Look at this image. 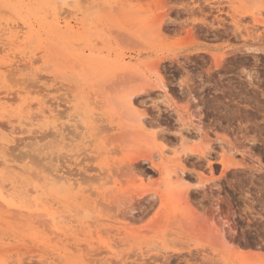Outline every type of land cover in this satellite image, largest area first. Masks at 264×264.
I'll return each instance as SVG.
<instances>
[{"label":"rangeland","instance_id":"374dc122","mask_svg":"<svg viewBox=\"0 0 264 264\" xmlns=\"http://www.w3.org/2000/svg\"><path fill=\"white\" fill-rule=\"evenodd\" d=\"M60 2L0 0V27L31 30L23 43L4 37L0 63L35 54L0 81V139L13 166L0 164V264H264V22L250 11L264 16V0H119L111 10L82 1L74 14ZM52 108L59 114L48 117ZM180 131L195 139L187 153ZM224 147L243 167L222 172ZM45 164L79 184L40 182ZM36 207L111 253L77 251L48 225L18 219ZM214 224L221 245L210 243Z\"/></svg>","mask_w":264,"mask_h":264},{"label":"bare ground","instance_id":"6f19581e","mask_svg":"<svg viewBox=\"0 0 264 264\" xmlns=\"http://www.w3.org/2000/svg\"><path fill=\"white\" fill-rule=\"evenodd\" d=\"M62 2H60V4L62 3L64 6H62L61 8H68L69 10H73V8H75V10L77 9V12H78V10L79 9H81L82 10V8L83 7H80L81 5H79V4H82L81 2L82 1H84V2H89L90 4H92V5H96V6H102V7H104V8H106V9H110L111 10V7H115V6H117L118 4H119V0H61ZM128 1V0H127ZM248 1V3L249 2H252V5H254V3H256L258 0H256V2H254L255 0H247ZM234 2V1H233ZM237 2V1H236ZM246 2V1H245ZM254 2V3H253ZM227 3H228V1H227ZM59 4V3H58ZM126 4V3H125ZM128 4V3H127ZM126 4V5H127ZM232 4V3H231ZM258 4V3H257ZM58 6V5H57ZM83 6V5H82ZM234 6V5H233ZM249 6H251V5H249ZM257 6V5H256ZM90 7V6H89ZM95 7V6H94ZM217 7V6H216ZM244 7V6H243ZM255 7V6H254ZM253 6H251L250 7V11H252V13L254 12V14H259V16H254V15H251V16H253V18L255 19V21L257 20V21H259V22H261V23H263L264 22V16H263V12H262V10H255V11H258V12H255L254 10H253V8H254ZM58 8H59V6H58ZM67 9V10H68ZM118 9V8H117ZM220 9V8H219ZM228 9V8H227ZM60 10V9H59ZM66 10V11H67ZM68 10V11H69ZM74 10V12L75 13H77L76 11ZM114 10V9H113ZM116 10V9H115ZM4 11V10H3ZM63 11V10H62ZM67 11V12H68ZM80 11V10H79ZM218 11V10H217ZM2 12V11H1ZM8 12V11H7ZM6 12V13H7ZM61 12V11H60ZM70 12V11H69ZM74 12L72 11V13L74 14ZM246 12V11H245ZM5 13V14H6ZM246 13H248V12H246ZM245 13V14H246ZM251 13V14H252ZM165 14V13H164ZM61 15H62V13H61ZM158 15V14H157ZM160 15H162V14H160ZM236 17V16H235ZM156 18H161L159 15H158V17H156ZM238 19V18H237ZM241 19V18H240ZM156 20V19H155ZM7 21V20H6ZM6 21H4V22H6ZM156 21H158V20H156ZM159 21H161V20H159ZM220 21H222V20H220ZM234 21H235V19H234ZM1 22V21H0ZM18 22V21H17ZM14 23V22H9V23H7V28H5V27H0V43H2V44H4L5 42V40H7V38H4L5 36L6 37H8V35H10L12 38H9V40L10 41H12V43H15V42H18V41H22V43L25 41H28L29 40V38H30V34H31V30L30 29H27L26 30V28L27 27H29L30 25L27 23V22H22V24H18V23ZM154 22V21H153ZM236 22V21H235ZM242 22V21H241ZM241 22L239 21V23L241 24ZM159 23V22H158ZM3 24V23H2ZM154 24H156V23H154ZM216 24V23H215ZM214 24V25H215ZM218 24V23H217ZM5 25V24H4ZM159 25V24H158ZM237 27H239L237 24H235ZM157 26V25H156ZM160 26V25H159ZM159 26H157V27H159ZM231 26V25H230ZM26 27V28H25ZM68 27L69 28H73L71 25H68ZM154 27V26H153ZM156 27V28H157ZM161 27V26H160ZM221 27V26H220ZM155 28V29H156ZM262 28V27H261ZM154 29V30H155ZM159 30H161L160 28H158ZM217 29V28H216ZM215 29V30H216ZM226 30H230V29H227V28H225ZM248 29V28H247ZM244 30V29H243ZM145 31H146V29H145ZM156 31V30H155ZM162 31V30H161ZM224 31V30H223ZM262 31V30H261ZM228 32V31H227ZM226 32V33H227ZM241 32V31H240ZM222 33V32H221ZM8 34V35H7ZM161 34V33H160ZM249 34H250V32H249ZM248 35V34H247ZM256 35H258V34H256ZM9 36V37H10ZM253 36H254V34H253ZM260 36H261V34H260ZM263 37V36H262ZM239 38H241L240 36H239ZM255 39L257 38V37H254ZM260 38V37H259ZM264 38V37H263ZM108 39V38H107ZM246 40V39H245ZM10 41H8V42H10ZM249 41V40H248ZM247 41V42H248ZM7 42V43H8ZM21 43V44H22ZM253 43V42H252ZM255 43V42H254ZM19 46V45H18ZM7 47H9V46H7ZM17 47V46H16ZM21 47V46H20ZM247 48L246 49H249V50H252L253 48H251V47H254V46H246ZM256 47V46H255ZM258 47V46H257ZM4 48V47H3ZM3 48H1L0 47V49H3ZM13 48V47H12ZM12 48H9L10 50L12 49ZM259 48V47H258ZM258 48H254V50H256V49H258ZM8 49V50H9ZM240 49H241V47H240ZM3 50H5V49H3ZM20 50V49H19ZM245 50V49H244ZM18 51V50H17ZM21 51V50H20ZM15 52V51H14ZM19 52V51H18ZM7 53V52H6ZM9 53V52H8ZM9 55H10V53H9ZM35 54H29V52H24V53H22V54H14V57L12 56V58L13 59H10L9 61L7 60V61H5V62H3V61H1V63H0V81L3 79H5L6 78V76H8L9 75V77H8V80L10 79V74L14 71L13 69H15L16 68V70H17V68H18V70H17V72L19 71V67H21V65L22 66H25V67H29V66H27V65H30V63L33 61V56H34ZM212 55H214V54H212ZM19 57V58H18ZM217 57H218V55H217ZM95 58V57H94ZM120 59V58H119ZM217 59V58H216ZM81 60L82 61H85V60H87L86 59V56L85 55H82L81 56ZM257 60V59H256ZM216 61H219V63H220V60H216ZM218 63V62H217ZM218 63V64H219ZM157 64V63H156ZM153 65H155V64H153ZM156 66H158V65H156ZM127 68H130V66L129 65H127L126 66ZM22 68V67H21ZM24 68V67H23ZM127 68H125V69H127ZM156 68H158V67H156ZM160 70V69H159ZM16 72V73H17ZM7 73H9V74H7ZM12 75V77H13V75L14 74H11ZM12 77H11V80L12 81H14L13 79H12ZM15 78V77H14ZM17 78V77H16ZM19 78V77H18ZM23 79H25V78H23ZM48 79V78H47ZM49 79H51V78H49ZM11 80H10V82H11ZM27 82V81H26ZM39 82V81H38ZM48 82V81H47ZM21 83V82H20ZM22 83H24V81H22ZM30 84V83H29ZM28 84V85H29ZM27 85V84H26ZM27 85V86H28ZM41 87V86H40ZM54 87V86H53ZM67 87V86H66ZM40 89V88H39ZM62 89V88H61ZM49 90V89H48ZM38 90H36V92H37ZM50 91H51V89H50ZM30 92H31V90H30ZM33 92V91H32ZM163 92L165 93V94H167L168 93V91H167V89H166V86L164 85L163 86ZM43 93V92H42ZM41 93V94H42ZM44 94V93H43ZM133 95H131V97H132ZM13 98V97H12ZM44 102V101H43ZM42 104V103H41ZM12 105V104H11ZM11 105H9V106H11ZM47 105V104H46ZM46 107H44V109H45ZM24 109V108H23ZM30 109V108H29ZM28 109V110H29ZM47 110V109H46ZM30 111H32V110H30ZM29 111V112H30ZM39 111V110H38ZM37 111V112H38ZM56 110L55 109H49V115H48V117L50 116V114L52 113V112H55ZM5 112V111H4ZM45 112L46 111H44L43 110V113H42V117L43 118H45ZM48 112V111H47ZM56 112H58V111H56ZM12 114V113H11ZM53 114V113H52ZM58 114H59V112H58ZM4 115V114H3ZM14 115V114H13ZM35 115V114H34ZM38 115V114H37ZM36 115V116H37ZM54 115V114H53ZM56 115V114H55ZM30 116V115H29ZM40 116V115H39ZM40 116V117H41ZM141 116V115H140ZM144 118V117H143ZM143 118H141L140 119V125H141V127H144V128H146L145 126L147 125H145V123H144V121H143ZM35 119V118H34ZM36 119H38V118H36ZM40 119V118H39ZM4 120V119H3ZM11 120V119H10ZM26 120V119H25ZM1 121V120H0ZM2 122V121H1ZM5 122V121H4ZM27 122V121H26ZM33 122V121H32ZM28 123L29 124V126H33V125H35L36 123L34 122V123ZM20 124H22V123H20ZM27 124V125H28ZM46 124H48V123H46ZM51 124V123H50ZM50 124H48V125H50ZM150 124V123H149ZM153 124V123H152ZM40 125V124H39ZM78 125V124H77ZM77 125H74V127H75V129H77ZM11 126V125H10ZM15 125H13V127H14ZM51 126V125H50ZM153 126V125H152ZM151 126V127H152ZM27 127V126H26ZM44 128V126L43 125H41V127H39V128ZM53 128H55L56 129V134H58L59 136H61L64 140H66V138L69 140V138H72V137H67V135L66 134H64V131L62 130V128H60L59 127V125H54V126H52ZM18 128V127H17ZM35 128V126H33V129ZM52 128V129H53ZM1 129V128H0ZM11 129V128H10ZM23 129V128H22ZM32 129V130H33ZM35 129H37V128H35ZM46 129V128H45ZM49 129H51V128H49ZM101 129H103V128H101ZM115 129V128H114ZM12 130V129H11ZM31 130V132H33ZM38 130V129H37ZM54 130V129H53ZM22 131H26L25 129L24 130H22ZM28 131H30V130H28ZM101 131V130H100ZM156 131V130H155ZM10 132V131H9ZM16 132V131H15ZM34 132H35V130H34ZM42 132V131H41ZM24 133V132H23ZM70 133V132H69ZM2 134V133H1ZM15 135H16V133H14ZM25 134V133H24ZM48 134H50V133H48ZM68 134V133H67ZM74 134V133H73ZM72 134V135H73ZM184 133H182L181 131H180V136H179V138H180V144L181 145H179V146H181V150H185L186 151V148L185 147H183L186 143H188V142H190L189 141V139L190 140H192V142H193V140H195V139H193V138H188L185 134L183 135ZM5 135V134H4ZM41 135V134H40ZM53 135H55V134H53ZM46 136V135H45ZM73 136H75V135H73ZM30 137V136H29ZM44 137V136H43ZM157 137H159V136H157ZM38 139V138H37ZM161 139V138H160ZM201 139V138H200ZM72 140V139H71ZM71 140H69V141H71ZM94 140V139H93ZM254 141H255V139H254ZM20 143V142H19ZM68 143V142H67ZM13 145H17V144H12V146ZM20 145V144H19ZM67 145V144H66ZM65 145V146H66ZM177 145V144H176ZM0 146L2 147V149H1V151L2 150H4L3 151V159L0 161V164L2 163V164H5L6 166H12V165H10V164H8V163H10V162H12V160L11 159H9L8 158V152L9 151H7V147H9V141L7 140V139H5V138H1L0 139ZM14 147H16V146H14ZM18 148V147H17ZM11 149H12V147H11ZM19 149V148H18ZM10 150V149H9ZM15 150V149H14ZM176 150H180V149H178V147H177V149H175V151ZM222 150V149H221ZM231 150V149H230ZM230 150L228 149L227 150V148H226V150H225V147L223 148V150H222V153H220L221 154V163H222V166H223V171L222 172H226V170H231V169H239V168H241V167H243V164L242 163H240V162H237L236 160H235V156H234V154H232V152H230ZM26 151V150H25ZM198 151V154H199V150H197ZM196 152V151H195ZM25 153H27V151L25 152ZM33 153V152H32ZM165 150H160V152H159V154L161 155V156H165ZM186 153H187V151H186ZM205 153V152H204ZM29 155H30V153H28ZM202 154V153H201ZM26 155V154H25ZM28 155V156H29ZM205 155V154H204ZM207 155V154H206ZM31 156V155H30ZM47 156H48V154H47ZM46 156V157H47ZM176 156H178V155H176ZM181 156H182V154H181ZM2 157V156H1ZM45 157V156H44ZM29 158V157H28ZM180 158H182V157H180ZM1 159V158H0ZM40 160H41V158H39ZM55 159V158H54ZM150 159L151 160H155V154H151L150 155ZM32 160V159H31ZM35 160V159H34ZM42 160H43V158H42ZM45 167L47 166L46 164L44 165ZM44 166H43V168H44ZM245 166V165H244ZM13 167V166H12ZM15 168V167H14ZM19 168V167H18ZM47 168V167H46ZM258 168H259V166H258ZM257 168V170H260V169H258ZM20 169V168H19ZM25 169V168H24ZM23 169V170H24ZM112 169V168H111ZM47 170H49V167L46 169V170H39L37 173H35V175H36V177L39 179V181H40V179H42L43 181H44V184H46V185H48V184H52V185H58V184H61L62 186L64 185V186H66V188H68V189H70V190H73L74 188H75V186L77 185V184H79V183H77L76 181H75V176H73V178L74 179H72V175H69L70 174V171H68L69 172V174H66V173H63V172H60V171H53V170H49L48 172H47ZM26 171V170H25ZM67 171V170H66ZM178 171V170H177ZM183 171L184 170H182L181 172L183 173ZM24 172V171H23ZM175 172H176V170H175ZM179 172L180 171H178V172H176L175 173V176L177 177V179L178 180H184L185 178L183 177V175H181V174H179ZM233 172V171H232ZM81 173V172H80ZM229 173H230V171H229ZM34 174V173H33ZM37 174H39L38 176H37ZM77 174V173H76ZM75 174V175H76ZM224 174V173H223ZM233 174H234V172H233ZM35 175H32V176H35ZM225 175V174H224ZM173 177V176H172ZM34 178V177H33ZM78 178H76V180H77ZM80 179V178H79ZM78 179V180H79ZM37 180V179H36ZM41 182V181H40ZM76 182V183H75ZM79 182V181H78ZM77 187V186H76ZM28 190H29V188H28ZM31 192H34V191H32V190H30ZM31 192H30V194H31ZM69 192V191H68ZM1 194V193H0ZM75 194V193H74ZM76 196V195H75ZM106 198V197H105ZM4 200V199H3ZM51 200V199H50ZM97 202V201H96ZM99 202V201H98ZM97 202V203H98ZM186 202V201H185ZM225 202V201H224ZM187 203V202H186ZM218 203V202H217ZM216 203V204H217ZM221 204V203H220ZM223 204V203H222ZM98 205V204H97ZM186 205H188V204H186ZM217 206V205H216ZM221 208V207H220ZM12 209V208H11ZM55 209V208H54ZM70 210V209H69ZM218 210V209H217ZM14 211V210H13ZM23 212V211H22ZM21 211H19V212H17V213H19V218H18V216H17V218L18 219H22V220H24V222L26 221L25 220V217L27 216L28 218H26V219H29V220H31L32 222L33 221H36V223L37 224H40V225H48L50 228H51V230L49 229V227H47V229H49L50 231H52V229H53V231L54 232H58L57 233V236H59L60 238L62 237V236H65V238H70L69 240L72 242V244L77 248L76 250L78 251V250H81L82 251V249H84V251H85V249H86V247H87V249L89 250L90 249V251H92L93 249H95V251L97 250V249H99V248H103V249H105V251H107L108 253H111V245H109V244H106V243H102L100 240H96V241H90V240H86L85 241V244L84 243H80L81 242V240L78 238V235H77V232L75 231V229H73V227L72 226H70L69 225V227L67 226L66 228H64L63 230H60V228L58 229V220H57V218H58V216L57 215H55V214H52V213H50V212H48V210H42V209H40V208H38V207H36V208H27V211L25 212V213H22ZM85 212H87V211H85L84 210V213ZM223 210H220V212L218 213V215H219V217L222 215H224V217H228L229 215H230V213H231V205L229 204V203H226V210H225V212H224V214H223ZM62 214V213H61ZM69 214V213H68ZM71 214V213H70ZM69 214V215H70ZM75 214V213H74ZM89 214V213H88ZM14 215H17V214H14ZM66 215V214H65ZM64 215V216H65ZM86 215V214H85ZM90 216H92L91 214H89ZM71 216H73V215H71ZM221 216V217H222ZM10 217V216H9ZM16 217V216H15ZM65 217H68V216H65ZM217 217V216H216ZM92 218V217H91ZM200 218H201V216H200ZM223 218V217H222ZM211 219H212V217H211ZM211 219H209L210 221H211ZM223 219H225V218H223ZM222 219V220H223ZM61 220V219H60ZM88 220V219H87ZM184 220V219H183ZM194 220V219H193ZM197 220H199V219H197ZM75 221V220H74ZM184 221H186V220H184ZM203 221V220H202ZM206 221V220H205ZM216 221V220H215ZM214 221V222H215ZM219 221H221V219L219 220ZM85 222V221H84ZM83 222V223H84ZM181 222H182V220H181ZM198 222V221H197ZM200 223H201V221H199ZM204 222V221H203ZM202 222V223H203ZM213 222V223H214ZM34 223V222H33ZM35 223V224H36ZM50 223V224H49ZM81 222H79V224H80ZM95 223V222H94ZM93 223V224H94ZM188 223H190V222H188ZM79 224H78V226H79ZM92 224V223H91ZM185 224V223H184ZM184 224H183V226H184ZM186 224H187V221H186ZM193 224V223H192ZM217 224H219V223H217ZM217 224L215 225V226H213V227H211L210 228V236H211V238L210 239H212L211 240V244L212 245H214V244H219L220 243V241L221 240H224V238H226L225 236H224V231L222 230V229H220V228H222V226H218L217 227ZM230 224V223H229ZM229 224H228V226H229ZM72 225V224H71ZM82 225V224H81ZM188 225V224H187ZM190 225V224H189ZM197 225V224H196ZM208 225V224H207ZM220 225H222V224H220ZM226 225V224H225ZM77 226V227H78ZM88 224H87V228H88ZM91 226V225H90ZM191 226V225H190ZM189 226V227H190ZM202 226H204V225H202ZM206 226V225H205ZM205 226H204V228H202L201 227V230L203 229V230H207V229H209V227H207V228H205ZM232 226V225H231ZM36 227V226H35ZM188 227V228H189ZM45 228V227H44ZM62 228V227H61ZM75 228V227H74ZM186 228V227H185ZM187 228V229H188ZM190 228H192V227H190ZM189 228V229H190ZM197 228H198V226H197ZM230 228H232V227H230ZM89 229V228H88ZM225 229V228H224ZM60 230V231H59ZM91 230V229H90ZM226 231L228 230L227 228L225 229ZM208 231V230H207ZM91 232V231H90ZM204 232V231H203ZM206 233V232H205ZM87 235V234H86ZM199 235V234H198ZM56 236V237H57ZM202 236V235H201ZM52 238H54V237H52ZM205 238V237H204ZM62 240V239H61ZM215 241H217V243H214ZM219 241V242H218ZM59 242V241H58ZM231 244H232V242H231ZM36 245V244H35ZM46 245V244H45ZM81 245L82 246H85L84 248L82 247V249H80L81 248ZM98 247H97V246ZM219 245H221V244H219ZM41 246V245H40ZM95 247H97V248H95ZM74 248V247H73ZM47 249V248H46ZM86 249V250H87ZM208 249V248H207ZM33 250V249H32ZM41 250H42V248H41ZM88 250H87V252H88ZM34 251H36V249L34 250ZM94 251V250H93ZM104 250H103V252H105ZM114 251V250H113ZM38 252V251H37ZM48 253V256L46 257V259L48 258H53V257H50L51 255H52V251L51 250H49V252H48V250H47V252H46V250H44L43 251V253ZM102 252V253H103ZM56 253V252H55ZM54 253V254H55ZM113 253V252H112ZM115 254H116V252H114ZM49 254H50V256H49ZM89 254H90V252H89ZM101 254V253H100ZM107 254V253H106ZM122 254V253H121ZM56 256H57V254H55ZM215 255H217V254H215ZM35 256V255H34ZM45 256V255H44ZM95 256H97V255H95ZM123 256V255H122ZM209 256V255H208ZM74 257V256H73ZM60 258V257H59ZM89 258V257H88ZM91 258H92V256H91ZM105 258V257H104ZM121 258V257H120ZM47 259V260H48ZM102 260V259H101ZM54 262V261H53ZM52 262V264H54ZM59 262V261H58ZM104 263H107V262H105V260H104Z\"/></svg>","mask_w":264,"mask_h":264}]
</instances>
